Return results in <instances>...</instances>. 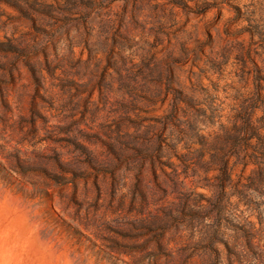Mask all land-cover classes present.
I'll return each mask as SVG.
<instances>
[{"label":"rangeland","instance_id":"rangeland-1","mask_svg":"<svg viewBox=\"0 0 264 264\" xmlns=\"http://www.w3.org/2000/svg\"><path fill=\"white\" fill-rule=\"evenodd\" d=\"M0 264H264V0H0Z\"/></svg>","mask_w":264,"mask_h":264}]
</instances>
